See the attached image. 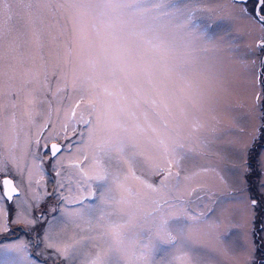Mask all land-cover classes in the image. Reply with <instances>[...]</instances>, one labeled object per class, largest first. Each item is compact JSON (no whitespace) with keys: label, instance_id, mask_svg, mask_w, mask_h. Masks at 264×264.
Masks as SVG:
<instances>
[{"label":"rangeland","instance_id":"rangeland-1","mask_svg":"<svg viewBox=\"0 0 264 264\" xmlns=\"http://www.w3.org/2000/svg\"><path fill=\"white\" fill-rule=\"evenodd\" d=\"M175 2L181 7L194 6L195 23L212 37L211 41L175 28L161 10L144 16L160 17L158 23L167 27L178 54L183 55L187 50L198 63L210 62L208 71L193 77L201 94L183 109L173 105L170 113L163 114L167 129L156 117L149 122L140 117L138 123L145 131L136 132V148L126 146L123 154L96 148L100 140L77 144L80 137L73 138L71 131L68 132L71 145L68 139L55 137L53 133L54 138L47 141L49 146L56 141L68 145L63 150L60 166L55 169L47 149L35 147L34 141L39 138L44 143L51 129L68 122L73 111L77 117L82 112L87 116L84 104L88 100L80 103L86 84L79 77L89 74L91 65L101 55L102 39L91 28V23L96 22H89L88 32L75 40L70 55L68 45L74 40L72 21L79 20L80 16L65 0H43L47 6L31 12L23 5L13 4L11 20L7 19L6 12L0 15V23L14 26L12 35L0 42V156L6 162V176L17 182L21 192L13 199L35 202L34 215L43 211L42 205L53 191L69 201L83 202L82 205L62 204L59 197L48 201L59 206L46 217L52 225L50 234L59 242V247H68L70 258L57 257L53 249H42L43 255L36 253L41 257L39 264L45 261L47 264H88L97 254L105 264H143L136 256L148 243L149 233L157 231L161 218L184 217L185 213L203 214L207 219V224L199 225L191 233L194 254L160 245L151 254L152 264H179L178 257L192 258L193 255V264H251L253 259L259 264L253 241L261 242L264 237V233L256 230L257 218L264 220V209L256 211L242 202L241 193L246 184L240 165L253 130L259 127L256 92H264V86L257 77L260 66L254 60L257 55L250 51L251 42L264 37V29L245 18L235 20L232 0ZM246 26L250 28L248 34L247 30L242 33ZM97 28L103 31L98 23ZM253 34L256 42L252 40ZM185 45L190 47L186 49ZM155 55L150 49L144 52L145 60ZM58 71L62 75H56ZM176 86L183 87V82L177 81ZM124 88L125 94L131 96L127 83ZM110 90L116 89L110 87ZM78 103L80 106L76 107ZM82 130L83 125H77V131ZM161 141L165 145L172 141L183 145L174 154L175 163L170 168L173 175L167 179V172L155 171V165L163 158ZM77 147L81 149L79 153ZM10 157L16 158V164L9 162ZM16 165L22 169L20 179L11 174ZM98 166L125 183L129 203L116 204L110 200L101 203L104 182L88 179L99 170ZM133 173L139 179L132 178ZM147 184L155 191L147 188ZM110 195L120 199V192L114 187ZM157 205L159 212L155 211ZM65 207L83 209V218H64L59 209ZM44 223L40 221L41 225ZM113 223L125 225L119 240L112 235ZM11 227L14 235L0 232V264H17L16 253L5 245L39 243L35 239L39 228L32 232L23 222ZM31 251L36 252V248L31 247ZM259 255L264 256V248ZM32 264L37 262L33 260Z\"/></svg>","mask_w":264,"mask_h":264},{"label":"snow or ice","instance_id":"snow-or-ice-1","mask_svg":"<svg viewBox=\"0 0 264 264\" xmlns=\"http://www.w3.org/2000/svg\"><path fill=\"white\" fill-rule=\"evenodd\" d=\"M65 3L77 9L80 16L79 20L72 21L74 40L69 42V54L71 55L75 40L84 37L88 32L89 22H96L91 23V28L96 31L97 36L101 37L102 44L101 55L91 65L90 73L79 77L81 82L86 84L83 89L84 95L80 97V103H84L85 99L88 100V103L84 104L87 116L82 112L77 117L73 111L68 122L61 124L58 128L51 129L45 136L44 143H41L39 138L34 141L35 147L47 149L46 154L51 157L54 169L60 166L61 157L64 155L63 150L68 145L53 143L49 146L47 141L54 138L53 133L55 137L63 136L68 139L70 145L72 139L68 137L69 131L73 133V138L80 137L77 144L100 140V143H96L95 147L104 152L116 150L123 154L126 146L135 149L137 146L136 132L145 131L138 123L140 117H143L145 122L156 117L167 129V122L164 120L163 114L170 113V108L173 105L183 109L193 101L194 97L200 95V87L194 82L193 77L203 75L211 66L207 60L198 63L191 51L186 50L183 55L178 54L175 40L170 38L167 27L158 23L160 17L158 15H153L150 18L144 16V13L161 10L164 15L169 17V23L173 24L175 28L187 35L199 36L211 41L212 37L202 30V26L195 23L196 9L194 6L184 5L181 7L175 0H65ZM13 4L23 5L30 12L47 6L43 0H0V15L6 12L8 13L7 19L11 20ZM232 7L235 9L237 17L248 19L264 29V0H232ZM97 23L102 26V32L97 28ZM13 27L0 23V42L12 35ZM189 47V45H185L186 49ZM259 47L264 50V37L261 38ZM146 49L154 51L156 55L145 60ZM141 65L143 66L141 67ZM55 74L62 75L59 71ZM130 74H134V76ZM177 81H182L183 87L178 88ZM125 83L128 84L131 96L125 94ZM110 87L116 90L112 91ZM80 103L76 104V107H79ZM77 125H83V130L77 131ZM148 127L153 132L156 131L155 128H152L151 123H148ZM41 134L42 132L37 136L39 137ZM161 144L163 145V158L155 165V171L167 172L168 175L165 177L167 179L173 175L170 168L175 163L174 154L183 145L178 141H172L166 145L161 141ZM72 146L76 147V145ZM80 151L81 149L77 147V152ZM245 152L246 154L241 157L240 170L244 176L246 187L241 193V200L248 207L259 211L264 209V123L253 130L251 143L246 146ZM76 158L79 159L78 156ZM84 159L87 160L88 157L85 156ZM9 162L16 164V158L10 157ZM76 166L79 167V165ZM98 167L99 170L88 179L104 182L105 191L100 194L101 203L104 204L109 200L116 204L129 203L125 195L128 191L125 188V183L119 177L111 176L102 166ZM11 174L20 179L22 169L16 165ZM6 175V162L0 156V205L7 202L5 207H0V232L14 235L11 225L23 222L29 226L32 232H37L39 228L35 237L39 243L30 246L21 242L4 247L16 253L17 264H32L33 260L39 264L41 257L36 253L39 252L43 255V251L48 249L55 250L57 257L63 256L66 260L69 259L68 247H59V242L50 234L52 225L47 223L46 217L49 213L57 210L59 206L49 204L48 201L59 197L62 204L77 203L82 205L83 202L79 199L69 201L67 197L53 191L44 201L43 211L34 215L33 213L37 212V204L26 199H13L12 193L16 189L12 186V179L4 178ZM132 178L139 179L134 173ZM124 179L127 181L129 177L126 175ZM5 187L7 188L6 194L3 191ZM113 187L120 192L119 200H115L110 195ZM146 187L155 191L151 184H147ZM35 199L33 197V201ZM59 210L67 219H82L84 215L83 209L70 210L65 207ZM159 210L160 206L157 205L155 211L159 212ZM257 219L259 223L256 224V230L264 233V227L260 226L264 225V220ZM40 221H45V223L41 225ZM201 224H207V219L203 214L191 216L185 213L184 217L174 215L162 217L157 231L154 234L149 233L148 243L139 249V255L136 258L142 260L143 264H152L151 254L160 245L170 246V249L178 252L186 251L194 254L191 233ZM110 227L112 235L119 240L123 235L125 225L113 223ZM253 246L255 248L254 255L259 257V264H264V256L259 255L261 248H264V237L261 242L253 241ZM31 247H35L36 252H32ZM133 255L135 256L136 253L134 252ZM177 259L179 264H193L194 255L192 258L181 256ZM44 264H47V261ZM88 264H105V261L97 254ZM251 264H257L256 259H253Z\"/></svg>","mask_w":264,"mask_h":264},{"label":"flooded vegetation","instance_id":"flooded-vegetation-1","mask_svg":"<svg viewBox=\"0 0 264 264\" xmlns=\"http://www.w3.org/2000/svg\"><path fill=\"white\" fill-rule=\"evenodd\" d=\"M233 18L236 20L238 17L236 16V13H235V11H234V16H233ZM248 20V19H247ZM250 22V21H249ZM247 24H249V23H247ZM249 26H250V24H249ZM249 26H246V27H244L243 29H242V33H245V31L247 30V34L250 32L249 30H250V28H249ZM259 27H261V26H259ZM261 30H263L262 28H260ZM251 33H252V31H251ZM256 34V33H255ZM260 34V33H259ZM257 35V34H256ZM262 38V37H261ZM252 40H254V34H253V37H252ZM255 41V40H254ZM256 42V41H255ZM260 42H261V40H258L256 43H253V41L251 42V47H252V50L250 51L251 52V54H255V55H257V57H255L254 58V60H255V62H259L260 63V66L258 67V69H257V77H259L258 78V80H259V83L262 85V86H264V50H262L260 47H259V44H260ZM255 67V66H254ZM253 67V68H254ZM263 90H264V88H263ZM256 96L259 98L258 99V105H257V117L259 118V119H257L258 120V124H259V126L262 124V123H264V92L262 91H257L256 92ZM255 117V116H254Z\"/></svg>","mask_w":264,"mask_h":264},{"label":"water","instance_id":"water-1","mask_svg":"<svg viewBox=\"0 0 264 264\" xmlns=\"http://www.w3.org/2000/svg\"><path fill=\"white\" fill-rule=\"evenodd\" d=\"M53 144V143H52ZM55 144H59L58 142H56ZM6 178H9V179H12L11 177H7ZM13 180V179H12ZM13 187H15L16 191L12 193V197L14 198V196H16L17 194H20V190L18 188V186H16V182L13 180ZM4 193L6 194L7 193V188L5 187L4 189Z\"/></svg>","mask_w":264,"mask_h":264}]
</instances>
